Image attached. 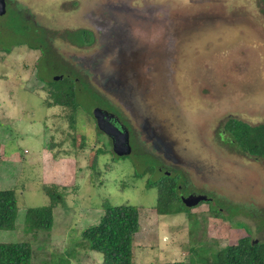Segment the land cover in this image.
Wrapping results in <instances>:
<instances>
[{"label":"rangeland","instance_id":"1","mask_svg":"<svg viewBox=\"0 0 264 264\" xmlns=\"http://www.w3.org/2000/svg\"><path fill=\"white\" fill-rule=\"evenodd\" d=\"M9 1L13 8L19 4L24 16L28 7L37 19L52 22L45 25L55 45L62 44L66 61L51 67L42 62L37 77L38 55L24 52L25 38L16 43L9 35L6 42H15L16 51L0 50V56L8 54L0 60L1 188L16 189L19 208L16 229L0 230V244H31L33 264H67V259L101 264L103 256L84 248L81 239L84 230L100 223L106 204L140 211L135 264H200L209 247L221 249L244 237L264 240V159L244 153L226 131L230 118L264 124V0ZM116 9H136L158 26L156 58L133 65L139 75L126 77L128 101L125 90L105 92L82 77L90 70V52L77 49L74 41L86 35L68 33L86 27L85 17L108 20ZM139 40L155 48L146 44L154 41ZM67 75L78 79L74 124L72 111L48 105L55 77ZM69 83L62 87L70 88ZM110 101L136 129L131 156L116 159L109 138L97 127L93 112L114 111ZM141 125L172 142L183 160L204 168L198 173L196 167L178 164L177 169L195 190L215 199L222 217L213 216L210 204L191 209L183 203L181 214L157 213L159 188L148 185L162 181L164 171L180 182L181 174L162 149L152 146ZM45 187L60 193L66 206L55 208L52 230L28 233L26 211L51 204Z\"/></svg>","mask_w":264,"mask_h":264},{"label":"trees","instance_id":"2","mask_svg":"<svg viewBox=\"0 0 264 264\" xmlns=\"http://www.w3.org/2000/svg\"><path fill=\"white\" fill-rule=\"evenodd\" d=\"M65 80L71 81L68 89L62 87ZM75 84L76 80L70 78L69 75L64 76L62 80L56 81L54 84L52 83L49 93L53 102L48 103L49 106H62L72 111L70 118L73 124L75 115L79 110ZM226 131L230 134L231 141L236 143L244 153L264 159V124L252 126L241 120L231 119L226 124ZM100 152L96 153L95 159ZM1 164L2 149L0 144V169ZM163 175V180H159L158 184L155 185L152 182L148 185L149 188H159L157 213L162 216L181 214L184 209L181 206L183 202L179 190L180 179L175 176ZM45 192L51 197V204L26 211L24 228L28 233L52 230L55 208L66 206L64 197L60 193L48 187H45ZM18 209L16 189L0 190V230L16 229ZM212 214L215 217L224 215L218 207L212 208ZM140 230L138 207L106 204L100 223L83 231L81 245L92 252L101 254L103 256L101 264H135L134 243ZM206 254L204 253L205 256L200 258L201 261H196L200 264H264V240L255 243L251 237H244L236 244L221 249L209 247ZM34 256V251L29 243L0 244V264H33ZM67 264H71L69 259H67ZM164 264L194 263L191 261Z\"/></svg>","mask_w":264,"mask_h":264},{"label":"flooded vegetation","instance_id":"3","mask_svg":"<svg viewBox=\"0 0 264 264\" xmlns=\"http://www.w3.org/2000/svg\"><path fill=\"white\" fill-rule=\"evenodd\" d=\"M4 1L5 13L3 15L0 14V50L12 49V51H10L8 54L16 51V47L14 46L15 42H12L10 45H8V42H6V38L9 35L13 36L15 39L17 38L16 43L20 41V36L25 38V41L27 43L25 44V47L27 49L24 52L32 57L38 55L35 64L37 77H39L40 75L39 69L42 62L48 61L50 64L49 66L51 67V65H61V61H66V53H64L63 51L64 48H62V44L55 45L56 42L52 40L53 37L51 36L50 32L51 27L45 25L52 22H50L49 20L47 21L45 17L37 19V15H35L37 13L31 12L28 7L26 8L27 15L24 16V12L20 10L19 4L13 8L9 0ZM23 8L24 7H22V9ZM111 11L113 12V14L110 15V18L108 20H105L102 17H99V19L96 17L93 21L92 16L85 17V23L88 24L86 27L79 26L77 27V29L69 31L68 33L70 34V37H72L71 35L73 34L80 33L86 35V39L80 38L79 40L74 42L77 49L85 48L89 49L90 52L89 56L86 57V65L90 70H87L85 74H82L84 75L82 77H88L90 78V81H92L93 79V81L96 82L98 86L102 87L105 92H108L110 90L112 91V89L114 88L115 91L125 90L122 93H124V97L128 101L130 95L128 96L129 88L128 85H126V77H134L136 75H139L132 70V67L136 66V64L141 63L142 61H147L148 59L154 60L156 58L158 54L156 43L158 26L157 21L148 19L147 17L143 16V14H140L136 9H132L130 11L126 9H116ZM94 16L95 14L93 15V17ZM111 20H113L114 22L110 23ZM126 25L131 30L130 32L126 33ZM58 27V29H60V26ZM43 31L46 32V35L43 34ZM141 37H143L145 41L148 40V42L150 40L154 41V43L146 44H155V48H150L142 44V42H140L139 40ZM24 52H21V54H23ZM8 54L5 53L4 55ZM4 55L0 56L1 61ZM74 60L77 63L78 58L76 55H74ZM76 82H78V79L76 80ZM123 84L125 85L123 86ZM109 103L110 107L114 108V111H106L110 115H112L110 122L113 123L114 126H116L118 129H123L128 133L130 145L133 150V141L137 142L138 136L131 119H129L128 117L125 118L124 115H122L121 109L119 110L115 106H113V103H111V101ZM138 119V121L142 122L140 118ZM231 119L236 118H230L228 119V121H230ZM139 129H143L145 132H147L149 138H153L152 146L154 148L162 149L165 152H163V157L169 159V161L172 162L176 169L179 167L178 164L190 166L189 168L196 167V165H191L190 162H188V159L183 160L180 154L175 153V151H173L172 149L173 145H171L173 143L166 142L161 134H157L154 130H149L142 125L139 127ZM107 138H109V141L111 142L110 144L112 146V153L114 154L112 139L108 136ZM118 158L120 157H117L116 159ZM160 163L161 161H159L158 171L162 172L163 169ZM196 168L199 169L198 173H200V170L204 171V168L202 166H197ZM178 172L179 169L175 171V173ZM163 173L169 175L168 173H166V171H164ZM179 173L181 174V182L185 183L184 187H182L181 185L179 186L182 201L183 198H188L190 196H205L208 198V200L199 203L195 207L201 206L203 204H210L217 207V205H215L214 198L204 194L205 191H198L194 189V185H192L193 182L191 184V181L183 170ZM219 209L222 210L221 208ZM255 216L258 217L257 215ZM257 241L259 242L261 240Z\"/></svg>","mask_w":264,"mask_h":264},{"label":"water","instance_id":"4","mask_svg":"<svg viewBox=\"0 0 264 264\" xmlns=\"http://www.w3.org/2000/svg\"><path fill=\"white\" fill-rule=\"evenodd\" d=\"M0 14L5 13V1L0 0ZM62 77H55V81H59ZM94 118L97 122L99 131L106 134L112 139L113 152L117 157L123 158L132 154V147L129 141V135L125 130H120L113 123L110 122L112 115L104 111L101 108H96L93 112ZM208 198L205 196L183 198V203L188 207L192 208L197 206L199 203L207 201ZM258 241H255L257 243Z\"/></svg>","mask_w":264,"mask_h":264},{"label":"crops","instance_id":"5","mask_svg":"<svg viewBox=\"0 0 264 264\" xmlns=\"http://www.w3.org/2000/svg\"><path fill=\"white\" fill-rule=\"evenodd\" d=\"M2 162H3V155H2ZM2 165V164H1ZM1 171V169H0ZM3 183H5L4 181H2L1 177H0V190H4L3 188H1V186L3 185Z\"/></svg>","mask_w":264,"mask_h":264}]
</instances>
